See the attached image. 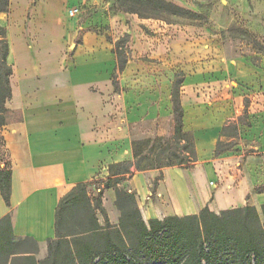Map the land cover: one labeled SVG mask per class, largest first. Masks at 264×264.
Here are the masks:
<instances>
[{
	"label": "crops",
	"instance_id": "1",
	"mask_svg": "<svg viewBox=\"0 0 264 264\" xmlns=\"http://www.w3.org/2000/svg\"><path fill=\"white\" fill-rule=\"evenodd\" d=\"M83 1L9 0L8 10L0 12L11 67V95L4 103L10 114L0 126L11 169L10 195L9 204L0 195V217L9 214L13 235L39 244L53 238L55 207L66 192L79 182H93L87 187L90 195L98 191L97 181L107 177L109 164L133 161L134 126L165 121L171 132V86L177 73L182 77L183 130L192 135L197 160L190 169L131 167L127 182L143 219L195 214L205 205L213 211L246 204L259 208L264 192L253 188L264 184L236 172L229 175L236 178L234 189L214 191V207L197 202L190 192L199 179L198 168L205 177L214 176L224 155L214 156L216 141L223 126L236 122L240 107L238 99L231 105L224 88L226 97L214 98L209 77L217 73L224 82L228 76L251 75L255 80L259 76L251 72V64L219 56L212 39L200 45L184 28L145 22L136 14H109L98 7L69 17L67 10ZM253 1L264 11V0ZM124 35L127 61L118 71L113 48ZM242 133V138H258L264 151V115L243 126ZM158 174L156 199L172 201L169 213L149 198L151 180ZM101 196L107 211L105 203L113 204L114 189H104ZM117 222L118 216L113 225Z\"/></svg>",
	"mask_w": 264,
	"mask_h": 264
},
{
	"label": "trees",
	"instance_id": "2",
	"mask_svg": "<svg viewBox=\"0 0 264 264\" xmlns=\"http://www.w3.org/2000/svg\"><path fill=\"white\" fill-rule=\"evenodd\" d=\"M125 13L139 18L164 19L179 16L190 19L202 15L167 0H115ZM9 0H0V12L8 10ZM127 35L114 42L117 70L127 61ZM8 42L4 26L0 24V126L8 121L10 111L5 100L11 95L6 62ZM115 74H113V78ZM181 74H175L171 86L173 136L172 143H160L156 138L132 140L133 161L108 165V175L97 182V193L91 198L87 187L93 182H79L58 201L54 212V237L46 240L47 254L37 259L38 242L31 237H15L9 214L0 217V264H264V203L210 210L203 206L195 214L169 215L145 221L137 205L135 192L122 186L135 170L178 166L193 168L197 156L192 135L183 130L179 90ZM238 124L223 126L214 148V156L231 151ZM227 137L223 140L221 137ZM230 137V138H229ZM151 159V160H150ZM163 161L162 163L159 161ZM146 161L141 166L140 162ZM149 161H157L150 163ZM0 195L9 204L11 169L0 137ZM162 175L151 180L154 190ZM96 182V183H97ZM114 189V205L119 212L118 223L111 225L102 205L104 189ZM254 191L264 192V185ZM248 197V196H247ZM101 214L104 223L98 221Z\"/></svg>",
	"mask_w": 264,
	"mask_h": 264
},
{
	"label": "rangeland",
	"instance_id": "3",
	"mask_svg": "<svg viewBox=\"0 0 264 264\" xmlns=\"http://www.w3.org/2000/svg\"><path fill=\"white\" fill-rule=\"evenodd\" d=\"M181 7L190 9L202 15L199 19H190L187 17L170 16L164 19H147L145 22L154 23L160 22L164 24L177 25L178 28H184L190 36H194L199 40L200 45L208 44L206 40H213L215 53L233 61L243 59L248 64H251L253 73L259 78L250 80L251 75L238 77H225V81L219 82L221 77L214 73L210 78L214 80V98L226 97L222 89L227 90L228 98H231V105L238 103L236 121L244 122L242 127L238 126V131L230 127L225 130L228 133L234 134L233 141L235 146L231 151L225 152L222 155L220 165L214 168V176L205 177L203 172L198 168L199 179L190 186L191 196L197 202H205L215 206L214 191L218 188L234 189L236 187V178L233 172L252 178L257 181V184H264V151L258 138H242L243 126H251L254 120L264 115V11L260 9L253 0H167ZM74 5V4H73ZM79 8L78 16H85L91 12L92 8H104L109 14L123 12L118 7L115 0H84L76 4ZM250 22V26H242V22ZM157 20V21H156ZM263 72V73H262ZM262 73V75H260ZM262 76V77H261ZM205 78V77H204ZM234 99H238L236 103ZM235 122V121H233ZM169 132V124L165 121H151L143 125L134 126L131 130L132 139L134 141H142L149 138L152 146L156 138H160V143H172L173 136V121ZM163 132L162 135L158 134ZM226 138H223L225 140ZM151 160V159H150ZM157 163V161H149ZM159 162H163L162 160ZM146 161L140 162L141 166L145 165ZM150 170V169H146ZM156 175L155 177L159 176ZM230 175V176H229ZM122 186L129 189L127 179L124 180ZM182 186V184H181ZM255 188V187H254ZM253 188V190H254ZM185 201L186 191L182 186ZM97 191L90 192V197ZM102 197V196H101ZM149 198L157 203L160 210L170 212V203L164 198L159 201L158 195L154 190H150ZM219 204V203H218ZM106 213L111 225L116 221L119 212L113 204L106 202ZM142 214V213H141ZM101 218V224L104 223L101 214L97 213ZM143 217V215H142ZM145 218V217H144ZM118 223V222H117ZM47 254L46 243L39 244L35 254L37 259L44 258Z\"/></svg>",
	"mask_w": 264,
	"mask_h": 264
},
{
	"label": "built area",
	"instance_id": "4",
	"mask_svg": "<svg viewBox=\"0 0 264 264\" xmlns=\"http://www.w3.org/2000/svg\"><path fill=\"white\" fill-rule=\"evenodd\" d=\"M79 14V8L77 6H73V7H70L68 10H67V15L69 17H75Z\"/></svg>",
	"mask_w": 264,
	"mask_h": 264
}]
</instances>
